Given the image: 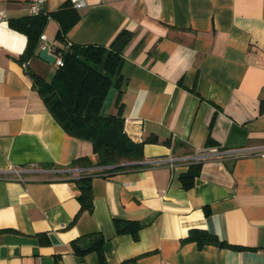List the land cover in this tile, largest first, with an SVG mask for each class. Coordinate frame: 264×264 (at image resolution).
<instances>
[{
  "label": "crops",
  "instance_id": "crops-1",
  "mask_svg": "<svg viewBox=\"0 0 264 264\" xmlns=\"http://www.w3.org/2000/svg\"><path fill=\"white\" fill-rule=\"evenodd\" d=\"M76 10L68 43L131 33L101 114L116 113L120 92L143 159L111 172L70 166L95 164L92 144L64 131L29 75L50 82L58 66L0 46V264H264V0H85ZM0 11L30 15L29 0H0ZM57 29L49 19L47 43L60 45ZM91 172L92 208L73 221L76 179ZM114 219L137 221V236L117 233ZM203 232L222 244L199 245ZM95 234L101 255L89 248Z\"/></svg>",
  "mask_w": 264,
  "mask_h": 264
},
{
  "label": "trees",
  "instance_id": "trees-1",
  "mask_svg": "<svg viewBox=\"0 0 264 264\" xmlns=\"http://www.w3.org/2000/svg\"><path fill=\"white\" fill-rule=\"evenodd\" d=\"M54 18L58 22L55 35L60 45L63 64L50 82L34 72H29L33 84L38 88L48 111L64 131L76 138L91 142L96 162L92 164L88 157H78L70 162L72 167L102 166V170L111 172L139 165L143 159L144 141H132L124 131V118L121 115L120 92L116 94L114 105L116 113L101 114V107L116 72L121 52L131 37V33L122 30L108 46L95 44H75L65 40V33L78 20L79 14L70 0L52 12L26 15L9 19L8 25L26 36V43L19 61H27L38 51L39 35L47 21ZM55 51V52H56ZM146 140L155 141V137ZM209 143L213 142L209 140ZM132 162V163H129ZM199 164L189 166L186 173L180 176L182 186L188 188L199 171ZM94 173L82 174L76 182L80 187V208L73 218L92 208L91 177ZM117 233H131L137 236L140 224L133 220L114 219ZM198 244H222L216 237L203 232ZM103 237L95 234L90 249L101 255ZM121 264H127L126 261Z\"/></svg>",
  "mask_w": 264,
  "mask_h": 264
},
{
  "label": "built area",
  "instance_id": "built-area-1",
  "mask_svg": "<svg viewBox=\"0 0 264 264\" xmlns=\"http://www.w3.org/2000/svg\"><path fill=\"white\" fill-rule=\"evenodd\" d=\"M70 1L72 2L74 8H79V7H82L85 5V0H70ZM44 2H45V0H29V14L30 15H37L40 13L45 14L46 12L43 10ZM7 21H8V19L6 17V14L3 11H0V28L7 29L8 31H10L13 34L22 35L24 37V43H23V46L20 50L24 49L25 43H26V36L23 33L11 28L8 25ZM0 46L4 47L10 51H13V52L20 51V50L13 49V47L8 46L7 44L2 42L1 40H0ZM46 46L49 48V51L55 56L54 63L57 66L62 65L63 61H62V54H61L60 50L56 51V47H57L56 45L47 43L45 41V35L43 33H41L39 35L38 50H41ZM260 153L264 154V149H261ZM206 155H208V153H201V156H206ZM172 162H173L172 159H169V164H172Z\"/></svg>",
  "mask_w": 264,
  "mask_h": 264
},
{
  "label": "bare ground",
  "instance_id": "bare-ground-1",
  "mask_svg": "<svg viewBox=\"0 0 264 264\" xmlns=\"http://www.w3.org/2000/svg\"><path fill=\"white\" fill-rule=\"evenodd\" d=\"M0 40L15 50H20L24 43V37L22 35L13 34L3 28H0Z\"/></svg>",
  "mask_w": 264,
  "mask_h": 264
},
{
  "label": "water",
  "instance_id": "water-1",
  "mask_svg": "<svg viewBox=\"0 0 264 264\" xmlns=\"http://www.w3.org/2000/svg\"><path fill=\"white\" fill-rule=\"evenodd\" d=\"M38 56L49 63H54L55 61V56L49 51L47 46L39 50Z\"/></svg>",
  "mask_w": 264,
  "mask_h": 264
}]
</instances>
